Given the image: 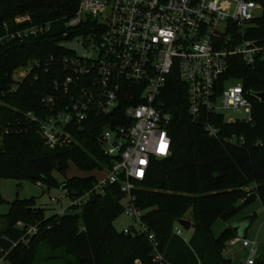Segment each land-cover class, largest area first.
Wrapping results in <instances>:
<instances>
[{"label": "trees", "instance_id": "trees-1", "mask_svg": "<svg viewBox=\"0 0 264 264\" xmlns=\"http://www.w3.org/2000/svg\"><path fill=\"white\" fill-rule=\"evenodd\" d=\"M257 1L263 14L252 22L246 39L257 40L263 51L252 65L242 56L230 57L221 82V86L230 80L243 83L253 108L250 120L229 123L222 115L211 113L194 119L187 87L176 73L162 91L160 101L171 114L167 126L171 156L153 159L135 192L143 222L155 235L156 245L148 235H125L114 228L124 213V194L119 184H113L106 185L80 213L65 217H49L35 197L10 203L3 216L7 226L0 228V257L4 261L37 264L40 245L46 243L67 256L63 257L65 264H232L224 254L228 243L237 238L234 229L216 237L211 227L218 221H231L258 201L264 209V104L252 96L264 93V0ZM79 4L80 0H0V38L33 24L50 26L44 35L26 41L0 42V180L39 182L48 191L55 187L82 195L93 190L98 179L68 176L71 164L80 173H93L109 170L117 162L105 155L101 141L107 127L123 125L112 115H95L72 125L73 143L57 149L47 146L38 128L51 114L44 100L52 95L62 97L54 87L67 74L60 60L74 55L62 44L86 33V23L75 29L67 27ZM88 24L90 29L99 25L94 19ZM33 61L48 63L49 71L38 79L14 76ZM30 113L35 114V121L28 117ZM208 122L219 130L217 137L206 132L204 124ZM55 172L62 176V183ZM4 203L7 201L0 193V205ZM191 210L194 223L186 241L176 234L175 227ZM254 218L244 219L247 229ZM19 221L27 227L37 225L38 232L28 236L25 228L17 227Z\"/></svg>", "mask_w": 264, "mask_h": 264}, {"label": "built area", "instance_id": "built-area-1", "mask_svg": "<svg viewBox=\"0 0 264 264\" xmlns=\"http://www.w3.org/2000/svg\"><path fill=\"white\" fill-rule=\"evenodd\" d=\"M258 10L262 12L257 0H80L76 17L67 27L75 29L86 23V33L62 44L74 55L60 60L67 74L54 87L62 97L52 95L44 100L51 114L40 121L39 132L48 147L57 149L73 143L72 125L92 116L112 115L123 125L107 127L101 137L105 155L117 160L105 171L106 180L98 181L93 190L82 195L66 190L71 203L66 208L61 205L56 215L80 213L106 185L119 184L124 194L123 214L138 226L123 233L148 235L156 245L155 235L143 222L135 192L145 180L151 161L171 156L172 139L167 129L171 114L160 101L162 91L176 73L187 87L194 119L211 113L222 115L229 123L250 120L253 108L243 83L226 89L234 80L225 81L223 86L221 82L230 57L242 56L252 65L263 51L257 40L246 39L252 22L259 18ZM92 19L99 25L90 29L87 21ZM49 30V25L33 24L8 33L0 42L26 41ZM78 38H82L85 54L68 47ZM47 64L30 62L17 78L31 75L38 79L49 71ZM224 111L243 117L227 119ZM28 117L36 120L34 113ZM204 126L210 136L219 135L210 122ZM230 141L237 142L235 138ZM59 201L51 199L57 205ZM17 224L28 236L38 232L37 225ZM187 233L178 224L176 234L187 241ZM229 246L246 250V264H256L257 251L247 239L234 238ZM1 261L4 258L0 257Z\"/></svg>", "mask_w": 264, "mask_h": 264}, {"label": "rangeland", "instance_id": "rangeland-1", "mask_svg": "<svg viewBox=\"0 0 264 264\" xmlns=\"http://www.w3.org/2000/svg\"><path fill=\"white\" fill-rule=\"evenodd\" d=\"M257 16L261 17L262 12L260 10L256 11ZM82 38H78L75 42L68 44V47L75 49L79 52V54H85V49L81 46ZM23 74V70H18L14 76L18 77ZM240 81H232L226 84L227 88H236ZM225 115L227 116V119H240L243 117V114H237L232 113L230 111H224ZM2 132H0V150L3 148L2 145ZM68 176L74 177V176H81L85 174V176H95L99 182H104L107 178V173L105 171H97L93 173H79L78 169L75 167L74 164L70 165V169L67 171ZM54 175L58 178L60 183L63 182V178L61 175H59L57 172L54 173ZM0 193L5 197L7 203H4L3 205H0V228H4L7 226L6 220L4 219V215L7 214L10 210L9 204L14 202L17 199H31L36 198L37 202L40 206L47 209V215L50 217L51 215H54L56 213V210H60L61 205L65 208L70 205V199L67 196V192L60 188L52 187L50 191H48V188L45 184L39 183V182H31V181H25V180H6L2 179L0 180ZM52 198L59 199V205L54 204L51 202ZM251 210V211H250ZM247 215H255V220L248 229V235L246 239L251 243L253 248L257 251L256 256V262L259 261L260 257H262L264 254V229H263V222H264V209L262 205L258 209L251 208L244 210L243 213L238 214L236 217H234V220L240 221L239 224L247 226L244 220V217ZM3 217V218H2ZM184 220H187L194 223L193 219V210L189 211L185 216ZM221 225H224L223 222L218 221L215 223L212 227V233L215 236L216 234H219L221 231H219V227ZM137 228V224L134 220L131 218H128L126 215H122L120 218L115 221L114 228L118 231V233H122L124 229L131 228V227ZM178 228V224L175 227V231ZM261 232L262 237H259V233ZM189 234V233H187ZM239 249L236 248H228L226 251V257L227 259L232 260V264H246L247 258L244 257V259L238 258L237 254ZM38 263L37 264H65V260L63 257H67L62 251H53L51 248L46 244L42 243L39 248L38 252ZM0 264H12L9 261H1Z\"/></svg>", "mask_w": 264, "mask_h": 264}, {"label": "crops", "instance_id": "crops-1", "mask_svg": "<svg viewBox=\"0 0 264 264\" xmlns=\"http://www.w3.org/2000/svg\"><path fill=\"white\" fill-rule=\"evenodd\" d=\"M80 173V172H79ZM81 176H85V174H83V175H81ZM73 177V176H72ZM251 188V187H250ZM249 188V189H250ZM260 205H262L259 201L258 202H256L254 205H252V206H250V207H248V208H246L245 210H247V209H251V208H255V209H258L259 207H260ZM263 207V206H262ZM244 211V210H243ZM251 211V210H250ZM243 213V212H242ZM251 215H247V216H245L244 217V219H246V218H248V217H250ZM222 222V221H221ZM239 222L240 221H236V220H234V218L231 220V221H229V222H227V223H224V225H221L220 227H219V231H221L219 234H216L215 236L216 237H219L224 231H226L227 229H232V228H234V227H237L238 226V229H239V234H241L242 236H240V237H237V238H239V239H246L247 237H249V235H248V229L247 228H245V226H243V225H240L239 224ZM263 229H264V222H263ZM192 233V231L191 232H189V234H188V239H190V237H191V234ZM259 237H262V235H261V232L259 233ZM230 246H229V243H228V247H227V249L225 250V254H224V256L226 257V251L228 250V248H229ZM231 248V247H230ZM236 249H239L238 251V254H237V256H238V258H240L239 257V254H242L243 252H244V250H242L241 249V247H235ZM264 254V253H263ZM264 256V255H263ZM246 257V256H245ZM227 258V257H226ZM241 259V258H240Z\"/></svg>", "mask_w": 264, "mask_h": 264}, {"label": "water", "instance_id": "water-1", "mask_svg": "<svg viewBox=\"0 0 264 264\" xmlns=\"http://www.w3.org/2000/svg\"><path fill=\"white\" fill-rule=\"evenodd\" d=\"M252 96L254 98H256L260 103L264 104V93H255V94H252ZM235 210V208L233 207L232 209L229 210V212H233ZM179 224L184 228V230L186 232H191L192 231V226L193 224L187 220H180L179 221ZM234 232H235V235L237 237H240L242 236L241 234H239V229H238V226L237 227H234ZM247 256V251L244 250V252L242 254H239V257L241 259H244V257ZM256 264H264V256L260 257L259 261L256 262Z\"/></svg>", "mask_w": 264, "mask_h": 264}]
</instances>
